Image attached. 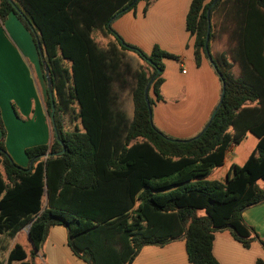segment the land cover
Masks as SVG:
<instances>
[{"label": "trees", "instance_id": "trees-1", "mask_svg": "<svg viewBox=\"0 0 264 264\" xmlns=\"http://www.w3.org/2000/svg\"><path fill=\"white\" fill-rule=\"evenodd\" d=\"M134 1L0 0V20L16 15L47 63L53 97L47 89L46 111L50 117L53 99L58 136L26 149L30 171L0 141V235L15 238L28 227L31 246L28 252L15 243L6 264H34L55 226L66 229L68 247L87 264H132L145 246L179 239L191 264H219L213 242L224 230L245 248L254 240L264 247L242 217L264 202V0H192L186 29L195 63L208 51L225 97L206 130L185 141L154 125L145 99L158 71L151 110L163 99L164 59L179 57L157 45L150 54L125 46L108 27L143 0ZM154 1L146 0L145 12ZM97 33L113 39L102 46ZM129 53L152 71L133 65ZM248 132L259 141L246 163L232 165L224 182L210 180Z\"/></svg>", "mask_w": 264, "mask_h": 264}, {"label": "crops", "instance_id": "crops-1", "mask_svg": "<svg viewBox=\"0 0 264 264\" xmlns=\"http://www.w3.org/2000/svg\"><path fill=\"white\" fill-rule=\"evenodd\" d=\"M210 1L206 0V3ZM191 2L192 0H155L145 12L146 0H143L138 2L135 9L117 17L111 24L125 43L142 49L146 54L152 52L157 42L145 40L152 39L153 33L157 32L164 41L161 43L162 49L179 57V60L164 59V82L160 87L163 99L155 101V95L151 93L150 96L155 101L152 106L154 125L166 136L184 141L195 138L204 131L222 91V82L208 57H202L200 66L195 63V39L186 29ZM152 23H163L166 27L161 31H154ZM111 39L108 38L107 43ZM129 54L136 58L135 54ZM46 99L47 82L39 51L32 34L11 13L5 20H0V109L8 131V144L11 134L14 137L13 143L20 151L52 141L54 131L46 111ZM15 105L21 113L20 119L15 118ZM15 113L18 112L15 110ZM248 134L251 133L248 132L240 143ZM258 141L257 138L255 148L249 156L255 151ZM240 143H233L229 147L224 165L209 176L210 180L227 171L224 181L226 180L230 167L237 165L234 162L235 152ZM26 159L27 163L21 166L30 165L28 157ZM242 217L264 241V202L244 210ZM21 231L15 236V243H20L17 238ZM26 239L28 240V229ZM213 255L219 264H256L258 259L264 260V247L259 240H254L249 248H245L228 230H224L215 233ZM36 258L46 259L47 264H87L68 247L67 231L63 226H55L50 230L45 244L35 256V262ZM132 264L191 263L186 241L179 239L165 246H145Z\"/></svg>", "mask_w": 264, "mask_h": 264}, {"label": "rangeland", "instance_id": "rangeland-1", "mask_svg": "<svg viewBox=\"0 0 264 264\" xmlns=\"http://www.w3.org/2000/svg\"><path fill=\"white\" fill-rule=\"evenodd\" d=\"M151 26H152L154 31H161L163 28L166 27V25L163 23H152ZM166 30H167V28H166ZM160 35L161 34L154 32L152 39H147L145 41L146 42L147 41H149V42L156 41L157 46H159L162 49L163 47L161 46V43L164 41L161 39ZM95 39L102 46H106V43L108 41V38L103 37L102 35H100V33L95 34ZM214 43H215L217 48L224 47L226 44V42L224 40H220V39H215ZM214 43H213V45H214ZM140 50H142V49H140ZM142 52H144V51L142 50ZM129 60L135 66H137V63H139V64L141 63L142 65L146 66L145 67L146 70H148L149 72L152 71L149 67H147V64L143 60H141V61L136 60L135 61V58H133V57H131V58L129 57ZM126 104H127V101L125 102V107H126ZM14 108L15 109L13 110V112H14L15 118L20 119L19 117H22V116L20 115L21 113H20L18 107L15 105ZM15 110L18 113H15ZM0 119H1L0 121H2V125H3V129H1V127H0V141L3 142V144L7 150V153L11 156L13 161L18 166L23 167V166H21V164L27 163V162L25 163V160L27 161V159H26L27 156H26L25 151H26V149L31 148V147H26L23 149V151L18 150L16 148V145L13 143L14 137L12 134H11V139L9 140V144H8L7 143L8 131L5 127L4 120L2 118L1 109H0ZM49 120H50V117H49ZM50 124L52 127V131H54L51 121H50ZM2 130L4 131V134L2 133ZM170 138H172V137H170ZM256 142H257V138L255 136H253L252 134H248L247 138L242 143L237 145L238 148L235 152L236 153L235 161H234L235 164H237L238 166H242L245 163L250 152H252V150L255 148ZM17 145H19V144H17ZM32 147H35V146H32ZM227 167L229 168L230 164ZM23 168H26V167H23ZM226 172L227 171H223V172L217 174L216 177H212L211 179L224 181V178L226 177ZM260 183H261V185L264 186V182H260ZM27 228L28 227L24 228L23 231H21V234L18 236L17 240L20 241V244H22L24 247H26L28 252H30L31 247L29 245V241L27 239L25 240V233H26ZM15 242H16V239L9 237L8 235H0V251H1V256H2V259L4 261V264H6L8 252L14 246ZM34 264H47V260L46 259L38 260L36 258V262L34 261Z\"/></svg>", "mask_w": 264, "mask_h": 264}, {"label": "water", "instance_id": "water-1", "mask_svg": "<svg viewBox=\"0 0 264 264\" xmlns=\"http://www.w3.org/2000/svg\"><path fill=\"white\" fill-rule=\"evenodd\" d=\"M138 0H135V2H137ZM219 0H215L213 3H212V6H214ZM133 3V4H134ZM13 6L15 7V5L13 4ZM121 13H118L116 14L108 23V27L111 28V24L112 22L120 15ZM209 14L210 12L208 11V18H209ZM210 29H211V24H210V19H209V26H208V33H207V43H206V49H207V46H208V41H209V38H210ZM121 43L125 46H127V44L121 39ZM39 51H40V47H39ZM40 54H41V59H42V63H43V66H44V71H45V78H46V81H47V89H48V93L49 95L51 96V98L53 97V91H52V85H51V78H50V71H49V68L47 66V63L45 62L44 60V57H43V54L41 53L40 51ZM207 54H208V59L210 61V63L213 65V67L216 69V66L214 65L213 61H212V58L211 56L209 55L208 51H207ZM160 73V71H158V73L153 77V79L150 81V83L147 85L146 89H145V99L147 101V104H148V107H149V113H150V119L152 121V110H151V106H150V103H149V97H148V91H149V88L153 82V80L156 78V76ZM224 97H225V85L223 84V90H222V93H221V97H220V100H219V103L218 105L216 106L214 112L212 113V116L210 118V121L208 123V125L206 126V128L211 124L212 120L214 119V117L216 116L218 110L220 109V107L222 106L223 104V100H224ZM52 111H51V115H50V121L52 123V126L54 128V132L57 136V130H56V126H55V122H54V112H55V105H54V100L52 99ZM206 128L204 130H206ZM58 138V136H57ZM0 151H2L0 149ZM65 149H63L61 152L59 153H48L45 157H50V156H57V155H60L62 153H64ZM32 168V163L30 164V168L28 169V171H30Z\"/></svg>", "mask_w": 264, "mask_h": 264}]
</instances>
